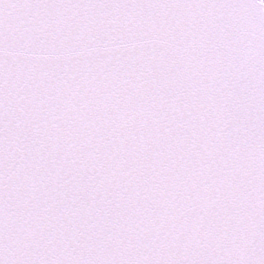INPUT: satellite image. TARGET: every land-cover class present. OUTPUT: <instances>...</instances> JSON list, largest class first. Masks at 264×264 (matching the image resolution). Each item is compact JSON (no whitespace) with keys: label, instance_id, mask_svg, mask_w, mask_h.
<instances>
[{"label":"snow or ice","instance_id":"1","mask_svg":"<svg viewBox=\"0 0 264 264\" xmlns=\"http://www.w3.org/2000/svg\"><path fill=\"white\" fill-rule=\"evenodd\" d=\"M0 264H264V0H0Z\"/></svg>","mask_w":264,"mask_h":264}]
</instances>
